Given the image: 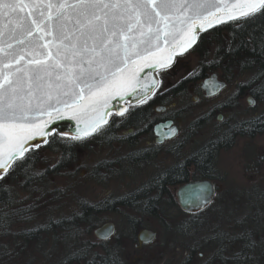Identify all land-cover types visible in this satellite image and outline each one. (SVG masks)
Returning <instances> with one entry per match:
<instances>
[{
  "label": "snow or ice",
  "instance_id": "1",
  "mask_svg": "<svg viewBox=\"0 0 264 264\" xmlns=\"http://www.w3.org/2000/svg\"><path fill=\"white\" fill-rule=\"evenodd\" d=\"M257 16H264V0H0V180L41 146L29 140L43 136L50 121L66 113L78 122L94 116L70 139L101 134L110 100L123 92L143 103L152 91L134 87L138 70L170 62L213 19ZM212 194L201 186L197 207L211 203Z\"/></svg>",
  "mask_w": 264,
  "mask_h": 264
},
{
  "label": "flooded vegetation",
  "instance_id": "2",
  "mask_svg": "<svg viewBox=\"0 0 264 264\" xmlns=\"http://www.w3.org/2000/svg\"><path fill=\"white\" fill-rule=\"evenodd\" d=\"M192 49L176 56L168 67L157 72L156 87L143 103L126 105L125 109L129 111L124 117L114 116L122 127L114 132L119 144L114 142L113 146L123 151L119 158L123 171L127 174L139 170L147 183L153 184L152 188H139L132 193H170L174 197L180 183L161 190L156 188L157 182L166 180L207 179L213 183L215 193L222 192L218 182L232 178L254 185L264 183V146L253 147L255 140L264 136V133H255V119L264 111L262 79L256 78L254 73L250 78H239L215 72L214 67L228 64H198ZM213 81L219 87L213 88ZM140 108H144L142 115L136 114ZM190 108L194 111L185 126V115ZM167 121L171 125L162 127L161 135H170L173 127L177 132L156 143L153 128ZM109 138L110 135L106 144H109ZM93 140L91 135L83 142L74 141V154L80 152L82 146L93 144ZM167 143L169 147L162 149ZM235 148L239 151L235 158V172L231 173L228 165L219 164V158ZM32 150L39 154L46 152L41 147ZM76 165L79 166V159ZM94 168L96 174L104 172L106 177V163H98ZM81 172L86 175V170ZM141 205L139 200H135L133 207L138 209ZM135 245V249L143 246Z\"/></svg>",
  "mask_w": 264,
  "mask_h": 264
},
{
  "label": "trees",
  "instance_id": "3",
  "mask_svg": "<svg viewBox=\"0 0 264 264\" xmlns=\"http://www.w3.org/2000/svg\"><path fill=\"white\" fill-rule=\"evenodd\" d=\"M212 46H215L221 62L225 61L228 64L222 68L223 71L228 67L230 71L237 70L243 74L254 73L256 78L262 79L264 88V16H257L255 19L240 23L231 21L216 26L198 36L192 51L200 60H203L208 47ZM143 113L144 108L136 111L138 115ZM119 125L118 120H114V116H111L102 133L92 135L93 142L101 143L109 135L111 137L115 131L122 128ZM255 125L256 134L264 133V111L255 119ZM74 144L73 140H63L57 135L48 139L43 150L61 153V160L52 173L59 171L60 166H64L63 164L70 156L74 155ZM25 155L27 158L23 161L17 160L14 163L15 167L10 168L4 179L0 181V207H2L0 208V264H129L124 258L125 255L122 256L123 253L120 255L114 250H106V241H96V243L90 241L93 229L105 223L100 216L104 213L102 210L106 211V208L100 210L75 198L78 208L76 212L74 211L68 218L52 220L53 213L50 208L59 199H64L66 193H27V197L19 199L16 193L7 192L5 180L9 176L14 181H17L19 177L25 179L22 189H26L31 181L30 177L39 160V153L30 150ZM44 175L38 176V182L44 180L48 183ZM185 181H161L157 182L156 188L161 190L165 186H173ZM152 185V182L147 183L140 190L152 188ZM166 195L170 205L177 206L175 198L170 193H134L120 199L111 207L114 210L126 204L133 206V202L139 200L143 205L141 206L145 205L147 210L141 207L136 209L154 215L156 204ZM131 199L134 200L130 202ZM214 203L215 201L211 205ZM44 215L47 216L45 225L31 226L40 216L44 218ZM134 223L133 220L130 223L133 243L136 242L137 234ZM22 226H30L28 227L30 229L22 230ZM236 226V234L232 232L221 236L222 238H218L215 242L212 241L217 249H213L214 256L210 259L211 261L197 264H264V201L256 202L253 207H250V211L242 215ZM184 227L185 224L181 225L176 232ZM45 243L48 245L45 246ZM71 243H80L78 251L65 253L60 260L51 259L50 256L55 255L54 250L59 245H71ZM235 249L238 253H234ZM225 254L229 256L225 257ZM44 257L47 260H43ZM198 260L200 261L196 258L195 262ZM191 263L189 258L182 262V264Z\"/></svg>",
  "mask_w": 264,
  "mask_h": 264
},
{
  "label": "rangeland",
  "instance_id": "4",
  "mask_svg": "<svg viewBox=\"0 0 264 264\" xmlns=\"http://www.w3.org/2000/svg\"><path fill=\"white\" fill-rule=\"evenodd\" d=\"M195 55L197 57L195 62L198 64L203 63L205 66L208 63L221 62L215 46L208 47L203 60H200L197 54ZM223 67L226 66L214 67L215 72H224L228 77L250 78L252 76L249 73L243 74L237 70L230 71L228 67L223 71ZM193 111L190 108L186 113L185 126H187ZM59 138L63 140L70 139L64 135H59ZM108 141L109 144H106V139H104L101 143L82 146L80 152L70 156L67 162L63 164L64 166H60L61 169L55 173H52V170L59 164L61 153L41 151L27 188H21L25 183V179L19 177L17 181H14L9 176L5 180L7 192L16 193L19 199L27 197V193H66L64 199H59L50 208L53 213L52 220L65 219L74 211L76 212L78 208L75 198L91 206L98 207L100 210L106 208V211L102 210L104 213L100 218L102 221L110 222L115 226V233L112 236L114 239L106 241V250H114L120 255L123 253L122 256L125 255L124 258L129 264H182L187 258L195 264L211 261L210 259L214 256L212 255L213 249H217L212 241L215 242L218 238H222L221 236L229 235L232 232L236 234V225L242 215L249 212L250 207H253L256 202L264 201V183L254 185L242 179L232 178L231 180L218 182L221 185L222 192L217 194L214 200L215 203L209 209L198 215L196 214L197 216L182 214L178 205L175 207L170 205L167 196L161 197V200L156 204L154 215L143 212V210H147L145 205L144 207L141 206L143 208L141 211L129 204L118 206L119 208L112 210L111 206H114V203H118L120 199L134 194L132 192L141 188L147 181L141 176L143 172L139 170L127 174L123 171L124 167L119 162L123 151L113 146L114 142L119 144L116 134H113ZM44 145L41 146L42 150ZM257 146H264V136L255 140L253 147ZM168 147L169 143L164 145L162 149ZM238 151L239 149L236 150L235 148L221 154L219 158V164L221 166L228 165V170L231 173L235 172L234 164L237 161L235 158ZM78 159L79 166L76 165ZM98 163H106V177L103 174L104 172H97L96 174L94 171V166ZM82 169L86 170L85 176L82 175ZM44 174L48 179V183L44 180L38 182V176ZM133 200L131 199L130 202ZM46 217L45 215L44 218L40 216L31 226L45 225ZM132 220L135 221L136 232L140 229H150L156 232L155 240L143 245L140 249H135L133 245L136 242L133 243L131 240L133 232L130 223ZM183 224H185V227L176 232ZM22 227V230L30 229L28 228L30 226ZM90 241L96 243L98 240L92 234L90 235ZM79 244L59 245L54 250L55 255L50 257H52L51 259L60 260L65 253L78 251ZM44 245L47 246L48 244L45 243ZM98 249L101 250L100 247ZM234 253H238V250L235 249ZM224 256L228 257L229 255L225 254ZM137 257H140L139 262ZM196 258H199L200 261L195 262ZM42 259L47 260L45 257Z\"/></svg>",
  "mask_w": 264,
  "mask_h": 264
},
{
  "label": "water",
  "instance_id": "5",
  "mask_svg": "<svg viewBox=\"0 0 264 264\" xmlns=\"http://www.w3.org/2000/svg\"><path fill=\"white\" fill-rule=\"evenodd\" d=\"M221 15L222 14H219V13L217 14L218 17ZM228 22H231V21H227L226 18L220 21H218L217 19H213L212 27L208 28L207 25H205L206 30L204 32L209 31L210 29L216 26H219V25H222ZM204 32H199L198 35H197V32H193V35H196V42H197L198 36ZM195 44L196 43L192 44L191 47L187 48L186 51L192 49ZM186 51H183L182 53ZM182 53H181V49L177 48L176 53L171 56L170 62L166 61L164 66H161L160 63L153 61L151 66L146 65L143 67L142 70H138V77H137V80L134 82V87L137 89V91L143 93L147 88L151 87L152 91L147 92L146 98L149 97L152 94L154 88L156 87V73L159 70L169 66L172 63L173 59ZM211 77H214V76H211ZM128 91L131 92L132 89H128ZM121 96L123 97V99H121ZM138 103H140V101L134 95H124V93L121 92L116 96L115 99H112L109 101V107L106 109V111L109 114L105 118L108 121L111 115H117L118 110L125 109V104L135 105ZM103 111L105 110L102 109V112ZM93 118L94 116L85 117L83 121L78 122L77 120H74L71 118L70 113H66L62 117L50 121L47 127L45 128V134L43 136L38 135L35 137V139L29 140V144L40 143V145L43 146L45 144L44 141L47 140L48 137L54 134L64 135L68 137H72L73 135H77V134L83 135V133L79 132V130L83 129L86 126V123L90 122L91 119ZM170 125H171V122L167 121L163 124H157L154 126L153 131L156 135V140H155L156 143H159L163 139H168L172 136V135L162 136L160 133L162 127H169ZM49 129H51V131H49ZM32 149H36V148H29V150H32ZM16 161H14L13 163H15ZM201 186H210L212 188L213 193H214L211 196V203H212L215 198L216 193H215L214 185L210 180L201 179V180L187 181L183 184H180L176 188V193H174V197H175V200H176V203L179 209L183 213L189 214V215H196L198 213L203 212L206 208L210 206L211 203H209L205 207H197V205L200 202L196 200V196L199 195V189ZM105 233L107 235L106 239L104 238L103 235H101ZM114 233H115V226L114 224L110 222H105L101 224L100 226L94 228L92 231L93 236L98 241H106L110 239L114 235ZM146 233L151 234V239L148 240L147 242H145V239H144V236ZM155 238H156V232L148 230V229H141L136 234V245L135 246L139 247L142 245L149 244L153 242Z\"/></svg>",
  "mask_w": 264,
  "mask_h": 264
},
{
  "label": "bare ground",
  "instance_id": "6",
  "mask_svg": "<svg viewBox=\"0 0 264 264\" xmlns=\"http://www.w3.org/2000/svg\"><path fill=\"white\" fill-rule=\"evenodd\" d=\"M190 51V50H189ZM188 52V51H187Z\"/></svg>",
  "mask_w": 264,
  "mask_h": 264
}]
</instances>
